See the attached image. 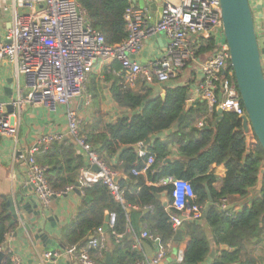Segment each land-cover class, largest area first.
Masks as SVG:
<instances>
[{"label": "built area", "instance_id": "built-area-1", "mask_svg": "<svg viewBox=\"0 0 264 264\" xmlns=\"http://www.w3.org/2000/svg\"><path fill=\"white\" fill-rule=\"evenodd\" d=\"M159 1L160 16L154 24L150 23L147 7L128 5L123 14L127 38L115 46L107 45L104 35L91 27L77 0H13L12 6L5 9L11 19L8 30L0 36V74L4 73L6 79L11 80L12 96L7 103L0 101V141L3 138H17L22 117L28 108L37 107L55 113L60 107H65L67 134L74 138L87 159L86 166L78 172V186L54 192L47 184L46 168L37 164L36 157L51 144L65 142L66 135H40L30 147L16 152L15 162L26 164V186L30 187L33 198L41 208H45L51 199H59L75 190L84 196L87 189L99 184L107 188L116 202L124 205V191L113 181L119 174L112 172L86 143L80 132L77 114L71 108L73 101L84 96L88 77L100 61L118 62L120 67L115 75L129 89L137 82L148 86L165 85L176 80L189 66H194L200 73L195 86L196 101L205 102L210 111L215 108L232 113L241 121L246 117L223 36L219 0ZM154 37H162L165 41L162 55L145 64L135 61L144 43ZM208 39L214 41L216 49L203 59H198L196 51ZM7 106L12 108L11 112H8ZM196 127L201 129L204 123L198 122ZM249 134L251 143L253 135L251 132ZM138 147V157H146V161L140 171L132 170L133 176L146 174L155 162L154 156L142 149V143ZM157 185L170 188L167 193L168 214L174 235L182 230L184 223H197L202 219L203 207L190 204L194 196L188 182L167 177ZM210 204L231 218L245 208L233 204L228 197ZM108 216V231L119 242L122 236L113 231L116 215L110 213ZM95 234L97 236L88 240L87 247L44 253L43 264H54L65 257L78 264H101L107 247L102 230H97ZM139 240L152 242L155 253L133 264L165 262L174 242L173 239L163 242L145 229L131 245V250L138 254L142 251ZM90 249L93 253L89 252ZM0 252L8 257L9 264H23L7 248L5 241ZM182 260L183 254L179 253L176 263L180 264Z\"/></svg>", "mask_w": 264, "mask_h": 264}, {"label": "trees", "instance_id": "trees-1", "mask_svg": "<svg viewBox=\"0 0 264 264\" xmlns=\"http://www.w3.org/2000/svg\"><path fill=\"white\" fill-rule=\"evenodd\" d=\"M77 1L91 27L104 35L107 45L121 44L127 38L123 20L124 11L129 5L127 0ZM215 49L214 41L208 39L196 51V56L199 58ZM151 93V90H145L140 94L122 85L113 86L115 103L135 114L119 119L112 126H105L101 133L86 137V143L99 158L101 153L113 156L120 151L117 169L130 176L132 182L137 181L138 191L131 193L126 184L120 182L118 185L124 189V205H121L112 198L104 185L87 189L84 196L89 201H83L73 222L61 230L60 241L66 249L85 245L89 235L102 228L106 212L116 215L113 231L122 236L129 227L134 226L137 217L145 209H151V213L143 216L148 231L163 242L173 239L169 214L155 198V195L163 192L169 193L170 188L146 186L141 177H132L130 173L132 170L140 171L146 161V157L138 158L133 147L139 143L144 144L153 135L173 130L180 115L185 112L189 88H164V98H151ZM193 117H203L205 126L185 132ZM217 118L220 119L213 126ZM251 141L247 145L242 132V121L236 115L228 112L219 115L215 108L210 111L205 102L196 101L188 108L183 122L170 133L166 141L156 139L147 145L148 153L154 156L155 162L147 170L146 179L152 184L167 177L184 180L189 183L194 196L190 204L203 207L202 220L210 230L211 240L218 253L211 264H256L255 259L247 253V247L255 245L252 244V239L259 240L264 235V176L260 191L256 190L259 171L264 169V153L254 137H251ZM172 146H175L177 155L173 159ZM74 148L68 141L53 143L36 157L37 164L46 168L45 178L54 192L73 187L79 170L86 166L85 157L77 154ZM246 152L248 155H245ZM168 159H171L170 162L163 164ZM213 165L225 168L222 179L214 176L211 171ZM207 189L212 203L223 197H245L250 190H254L258 197L231 218L218 212L209 203ZM133 207L138 211L127 214L126 209ZM207 208L209 210L204 216ZM172 212L171 210L170 213ZM14 228V225L10 226L9 216L1 214L0 248L6 234L13 232ZM184 230L189 242L180 264H202L211 249L205 228L195 223H185ZM124 241L128 246L117 245L115 248L114 254L118 255L115 264H133L141 260L142 256L131 250L129 237ZM221 246H226L228 250H218ZM232 249L235 251L230 252ZM6 258H3L1 264H9Z\"/></svg>", "mask_w": 264, "mask_h": 264}, {"label": "crops", "instance_id": "crops-1", "mask_svg": "<svg viewBox=\"0 0 264 264\" xmlns=\"http://www.w3.org/2000/svg\"><path fill=\"white\" fill-rule=\"evenodd\" d=\"M127 2L138 8L147 7L149 10V18L151 24H154L159 19L160 10H161L160 1L154 2V0H127ZM250 2L254 12L256 35L260 45L263 46L264 0H250ZM12 3L13 0H0V36L4 35L9 28L11 17L10 14L7 11H5V9L10 8L12 6ZM258 6L261 7V10H257ZM164 47H165V41L163 40L162 37H154L152 39H149L147 42L144 43V47L142 51L137 56H135L134 60L137 61L138 63L145 64L149 60L160 57L163 53ZM205 55L206 54L197 58L203 59ZM261 64L264 72V56L261 58ZM119 67L120 66L118 62L112 60H104L96 64L95 67L93 68L92 73L88 77V81L86 83L87 87L84 96L82 98L73 101L71 104V108L75 110L77 114L81 135H83L85 139L86 137L94 136L98 133L103 132L105 126H112L116 124V122L119 119L128 118L135 114V112H131L130 110L124 107L118 106L113 99L112 96L113 86H115L116 84L123 86V82L115 75V72L117 69H119ZM199 79H200V73L198 72V69L196 70L194 69V66H189L179 75V77L176 80L171 81L165 85L155 84L152 86H148L137 82L136 85L130 90L140 94H142L145 90H151L152 91L150 95L151 98H155L156 96H160L161 98H164V88L188 86L189 96L187 102L189 101L191 103L190 105L191 107L192 103L196 102L195 86L199 82ZM6 82L7 79L5 74L1 73L0 74L1 96L3 95L4 89L7 86ZM201 121L204 123L205 126L203 117L191 118L188 126L185 128V132H190L192 128L199 130L196 127V124ZM66 128H67V122H66L65 107H60L55 113H48L46 110L42 108L30 107L26 110V112L22 117L17 138L13 140L7 138L1 139L0 141V215L3 214L9 216L10 221L12 220L10 214L8 213V209L6 207V200L10 196H13L19 193L20 191H22L24 187H27L25 181L27 166L23 162L22 163L15 162V154L18 150H24L30 147L40 135L63 133L66 135L65 141H68L74 145L75 147L74 151H76L77 154H80L85 157L81 149L76 144H74L73 142L67 139L68 134ZM172 131L174 130L165 131L160 134H156L149 137L148 145L151 144L156 139H159L161 141H166ZM175 146L171 147L173 149V153L171 155L172 159L177 157L175 153L176 152ZM142 149L146 153H148L147 145H143ZM119 153L120 151L113 156H107L106 154L101 153L100 159L104 161L106 166L112 172L123 175L124 177L118 181V184L120 182H124L128 187L127 189L129 190V192L134 193L138 191L137 181L132 182L130 176L122 173L120 170L117 169V167H119V163H118ZM85 162H87L86 157H85ZM144 163L145 161L143 162V164ZM211 171L213 172L214 176L219 179H222L225 175V168L222 165L211 166ZM130 174L132 177H138V176L141 177L144 180L146 186L159 187L157 183L152 184L151 182H149L146 179V174L141 173L138 176H133L132 173ZM253 193H255V195H253ZM158 195L161 196L160 199H164L167 202L169 201L167 192H163ZM257 197L258 194L254 190H250L245 197L232 196L229 198V200L233 204L239 205L240 207H248L250 203ZM85 199H86L85 196H81L77 192L72 191L59 199H51L48 202V205L45 207L47 211L46 218L56 219L54 223L55 228H52L49 223L45 222V229L49 233V235L52 236L54 239H56L58 243L61 244L62 246L63 244L60 241L61 230L63 228H66L73 222L80 208L82 207L83 201H86ZM157 200L161 203L159 199ZM87 201H89V199ZM131 211L137 212L138 209L134 207L126 209L127 214H129ZM142 213L143 214L137 217L134 226L129 227L126 230L125 234L122 235L119 242H116L111 237L109 231L105 233L102 232L103 240L107 247V252L101 264H108L106 263V255L108 254L110 255L111 258V264H115L118 258V255L114 254L116 246L117 245L122 247L128 246L124 241V239L128 237H129V242L131 243L130 245H132L135 237L138 239L143 230L145 229L148 230V225L146 221H144L143 216L146 213H151V209H145ZM40 223H42V221ZM195 224H198L201 227L205 228L207 236L210 240V245H211L210 251L211 250L215 251V258H216L218 255L217 248L215 247V245L211 240V234L209 228L206 227L205 222L202 219ZM14 227L15 228L13 232H11L12 233L11 236L10 235L8 236L7 234L5 236V242L7 248L10 249L13 252V254H16L19 260L23 264H43L44 261L43 260L44 252H42L43 249L41 246H39L38 243L35 244L33 242L32 237L25 230L24 224L21 222H16ZM181 231H182L181 241L173 242L171 253L169 254L166 261L161 264H177L176 263L177 255L179 253L183 254L185 252L189 239L185 235L184 226ZM95 235H96L95 232L91 233L87 238V242L82 247H87L88 240L93 238V236ZM139 241L141 242V246H142V251L140 255L142 256V258L144 257L150 258L155 253V245L148 240H139ZM251 242L252 244L255 245L251 247H247V253L252 258L255 259L256 264H264V235L261 236L259 240L252 239ZM218 250H221L220 247L218 248ZM89 252L93 253V250L90 249ZM214 259H211L208 255L202 264H211ZM6 261L8 262V257L6 258ZM54 264H78V263L70 260L68 257H65L55 262Z\"/></svg>", "mask_w": 264, "mask_h": 264}, {"label": "water", "instance_id": "water-1", "mask_svg": "<svg viewBox=\"0 0 264 264\" xmlns=\"http://www.w3.org/2000/svg\"><path fill=\"white\" fill-rule=\"evenodd\" d=\"M159 0H154L158 2ZM220 13L223 24V36L230 54V63L234 73L236 87L239 93L241 104L245 110L246 117L242 118V129L245 133L247 145L250 144V134L258 142L260 148L264 153V72L262 69L261 58L264 56V44L260 45L256 31H255V18L250 0H219ZM257 10H261L258 6ZM11 80H7V86L4 93L0 96L2 103H7L8 98L12 96ZM185 112L180 115L177 123L173 126L176 130L184 120V115L191 103L187 102ZM8 112L12 111L10 106H7ZM221 115L222 110H217ZM220 118L215 120L213 126L219 121ZM209 129V127H206ZM67 139L76 144L71 135ZM147 139L143 145H148ZM136 151L139 150L138 145L133 147ZM248 155V152L245 153ZM169 163L166 160L164 164ZM93 170H96L93 168ZM264 176V169L261 168L258 175L257 191H260L262 180ZM124 176L119 174L113 181H118ZM77 187L78 184L75 183ZM79 194L77 190H75ZM208 201L212 203V199L207 189ZM155 198L161 201L163 208L169 212L168 202L160 199V195H155ZM86 201L88 198L85 199ZM6 207L11 216L10 226L15 225L16 222L24 224L25 230L32 237L33 242L38 243L42 247V252L53 254L56 250L65 249L56 239L49 235L45 229V222L49 223L52 228H55V218H46V208H41L34 200L30 187H24L19 193L10 196L6 200ZM209 208L204 212L207 215ZM109 213H105L104 223L102 225V232L108 231L107 222ZM42 221V223H40ZM182 239V231L179 230L173 237L174 242H180ZM221 250H228L226 246H221ZM230 252L235 249L229 250ZM5 257L4 252H0V264ZM209 257L215 258V251L211 250ZM106 263L111 264L110 255H106Z\"/></svg>", "mask_w": 264, "mask_h": 264}, {"label": "rangeland", "instance_id": "rangeland-1", "mask_svg": "<svg viewBox=\"0 0 264 264\" xmlns=\"http://www.w3.org/2000/svg\"><path fill=\"white\" fill-rule=\"evenodd\" d=\"M250 4H251V2H250ZM254 13V12H253ZM86 87H87V85H86ZM253 195H255V193H253Z\"/></svg>", "mask_w": 264, "mask_h": 264}]
</instances>
